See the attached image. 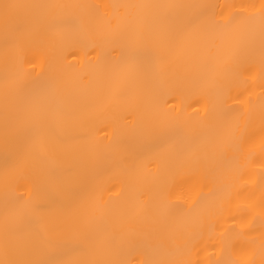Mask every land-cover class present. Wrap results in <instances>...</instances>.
Wrapping results in <instances>:
<instances>
[{"label":"snow or ice","instance_id":"1","mask_svg":"<svg viewBox=\"0 0 264 264\" xmlns=\"http://www.w3.org/2000/svg\"><path fill=\"white\" fill-rule=\"evenodd\" d=\"M49 32L86 34L120 54L89 94L71 97L72 105L108 108L142 82L154 77L164 82L182 64L220 96L219 106L197 127L181 123L175 109L148 117L142 135L154 151L155 172L143 194L147 199L117 216L99 196L81 194L85 164L68 160L72 145L64 132L73 129L77 143L88 142L86 129L73 128L72 81L53 69L47 82L25 89L23 53ZM0 45L6 66L0 264H264V0L120 5L0 0ZM76 79L89 87L83 75ZM255 87L258 128L247 100L237 102L239 111L226 103L234 88L243 97ZM177 168L199 172L207 181V197L192 207L172 199L174 179L161 181L162 171ZM61 176L77 177L78 183L61 182ZM34 178L57 210L31 193L27 199L18 194L20 181ZM250 185L259 199L254 191L243 195ZM193 213L201 226L217 222L216 242L203 244L202 227L189 231ZM220 221L231 223L224 227ZM125 234L147 238L143 257H125L117 243ZM207 247L214 252L205 260Z\"/></svg>","mask_w":264,"mask_h":264},{"label":"bare ground","instance_id":"2","mask_svg":"<svg viewBox=\"0 0 264 264\" xmlns=\"http://www.w3.org/2000/svg\"><path fill=\"white\" fill-rule=\"evenodd\" d=\"M33 3H63L86 5H120L133 3H168V2H246V0H26ZM111 12L113 9H101ZM122 11V10H121ZM120 54L112 47L95 37L80 34L72 35L69 32H49L46 35L35 37L23 53V69L26 73L25 89L30 90L47 82L53 69L60 70L67 79L72 81L69 90L70 105L74 108L76 120L73 128L83 127L87 130L88 142L77 143L73 139V129L63 133L65 143L72 145L68 156L70 162L85 164L86 186L80 190L82 195L94 193L106 202L109 211L119 215L124 209L130 208L138 200L147 199L143 195L151 183V173L155 168L151 161L154 159L153 149L147 145L142 135V129L148 117L153 113H163L175 109L180 114L181 123L192 127L201 124L208 117L212 109L219 106L220 96L212 89L204 88L195 69L187 65L178 66L169 77L161 82L158 78L142 82L133 87L127 94L118 97L110 107L99 108L86 105H72L71 97L89 94L96 80L102 74L106 65L117 62ZM5 60L3 47L0 45V133H2V113L4 106L3 82L5 79ZM78 75L85 77L87 89L81 87L76 79ZM187 76L184 80L181 77ZM239 88L228 93L227 105L239 111V100H247L255 108V125L259 121V93L255 87L252 95L245 93L238 96ZM174 114V113H173ZM125 156H131L125 160ZM3 161L4 147L0 141V222L3 219ZM174 179L176 182L175 195L172 197L177 203L185 207L196 205L202 198H206L209 187L207 181L199 172L187 168H177L162 171L161 181ZM65 183L77 184V177H58ZM18 194L27 199L29 193L33 197L44 199L53 209L57 210L55 201L47 200L46 194L39 191L40 181L34 178L31 182L20 181ZM255 192L259 199L260 192L250 185L243 193ZM224 227L231 221H220ZM190 232L203 228V244H211L218 240L221 228L216 221L200 225L192 214L187 222ZM147 238L140 235L125 234L118 238L117 243L122 247L126 258L135 259L137 255H145L144 244ZM214 250L207 247L202 259Z\"/></svg>","mask_w":264,"mask_h":264}]
</instances>
